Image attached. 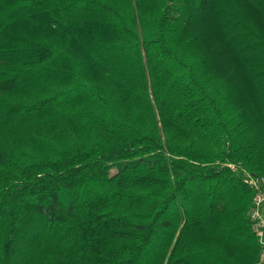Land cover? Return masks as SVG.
<instances>
[{"label":"trees","instance_id":"trees-1","mask_svg":"<svg viewBox=\"0 0 264 264\" xmlns=\"http://www.w3.org/2000/svg\"><path fill=\"white\" fill-rule=\"evenodd\" d=\"M264 0H0V264H257Z\"/></svg>","mask_w":264,"mask_h":264},{"label":"built area","instance_id":"built-area-1","mask_svg":"<svg viewBox=\"0 0 264 264\" xmlns=\"http://www.w3.org/2000/svg\"><path fill=\"white\" fill-rule=\"evenodd\" d=\"M246 182L254 190L251 221L260 244L257 264H264V176L249 175Z\"/></svg>","mask_w":264,"mask_h":264}]
</instances>
